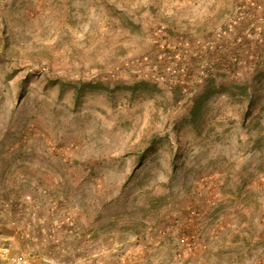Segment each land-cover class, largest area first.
I'll list each match as a JSON object with an SVG mask.
<instances>
[{"label":"rangeland","instance_id":"rangeland-1","mask_svg":"<svg viewBox=\"0 0 264 264\" xmlns=\"http://www.w3.org/2000/svg\"><path fill=\"white\" fill-rule=\"evenodd\" d=\"M261 1L0 0V264H264Z\"/></svg>","mask_w":264,"mask_h":264},{"label":"crops","instance_id":"crops-1","mask_svg":"<svg viewBox=\"0 0 264 264\" xmlns=\"http://www.w3.org/2000/svg\"><path fill=\"white\" fill-rule=\"evenodd\" d=\"M260 3V2H259ZM255 3H252V6L254 5ZM260 6L262 7V9L259 11L258 10V12H259V15L258 14H256V16H258V17H255V15L253 16V18L255 17V18H257L256 20L257 21H254V25L252 26L251 24V26H249V27H247L246 29H245V32H243V30L244 29H242V32L241 33H245L244 35L247 37V38H251L252 36H255V37H259V44L260 43H264V17H263V15H264V1L262 2L261 1V3H260ZM256 8V7H255ZM255 8H250L251 9V11H253ZM255 11H256V9H255ZM254 12V11H253ZM252 13V12H251ZM255 13V12H254ZM257 13V12H256ZM225 22H227V19H225L224 20ZM258 22H260V23H258ZM258 23V24H257ZM229 25V24H228ZM227 25V26H228ZM230 26V25H229ZM228 26V27H229ZM255 26V31H253V27ZM259 29V30H258ZM252 30V31H251Z\"/></svg>","mask_w":264,"mask_h":264},{"label":"built area","instance_id":"built-area-1","mask_svg":"<svg viewBox=\"0 0 264 264\" xmlns=\"http://www.w3.org/2000/svg\"><path fill=\"white\" fill-rule=\"evenodd\" d=\"M236 17L235 13L233 14V16L231 18H229V21H231L232 19H234ZM229 21H227L225 24H230L228 23ZM192 217H196L199 215V213L197 211H191V214H190ZM188 238H186L187 240ZM182 241L184 242V238H182ZM194 240L190 243H188L189 245H194ZM0 255L2 257H5L6 259H8L9 261H12L14 263H20L22 261L21 257H16V256H11L9 255V248L8 247H1L0 248Z\"/></svg>","mask_w":264,"mask_h":264},{"label":"trees","instance_id":"trees-1","mask_svg":"<svg viewBox=\"0 0 264 264\" xmlns=\"http://www.w3.org/2000/svg\"><path fill=\"white\" fill-rule=\"evenodd\" d=\"M138 86H139V84L135 85L134 88H137ZM197 107H198V103H195L191 109L192 114H195ZM151 146L152 145H149L148 150H150L152 148ZM189 218H192L191 215H189Z\"/></svg>","mask_w":264,"mask_h":264}]
</instances>
